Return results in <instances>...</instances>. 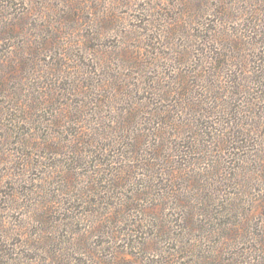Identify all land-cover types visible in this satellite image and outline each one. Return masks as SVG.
<instances>
[{
  "label": "rangeland",
  "instance_id": "1",
  "mask_svg": "<svg viewBox=\"0 0 264 264\" xmlns=\"http://www.w3.org/2000/svg\"><path fill=\"white\" fill-rule=\"evenodd\" d=\"M0 264H264V0H0Z\"/></svg>",
  "mask_w": 264,
  "mask_h": 264
}]
</instances>
